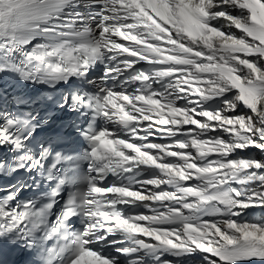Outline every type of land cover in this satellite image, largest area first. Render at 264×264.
Returning a JSON list of instances; mask_svg holds the SVG:
<instances>
[{"label": "snow or ice", "instance_id": "obj_1", "mask_svg": "<svg viewBox=\"0 0 264 264\" xmlns=\"http://www.w3.org/2000/svg\"><path fill=\"white\" fill-rule=\"evenodd\" d=\"M0 179V264H264V0H0Z\"/></svg>", "mask_w": 264, "mask_h": 264}, {"label": "bare ground", "instance_id": "obj_2", "mask_svg": "<svg viewBox=\"0 0 264 264\" xmlns=\"http://www.w3.org/2000/svg\"><path fill=\"white\" fill-rule=\"evenodd\" d=\"M242 155H245V156L255 155V156L259 157L260 154L258 152H256V150L253 149V150H250L248 152L242 153ZM250 215L255 216L256 218H259L260 216L264 215V210L256 209L253 213H250Z\"/></svg>", "mask_w": 264, "mask_h": 264}]
</instances>
